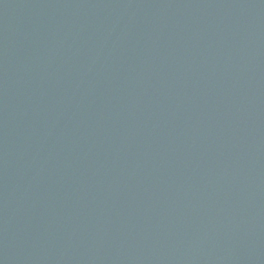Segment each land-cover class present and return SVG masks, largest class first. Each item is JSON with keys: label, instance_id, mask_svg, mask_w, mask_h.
<instances>
[{"label": "water", "instance_id": "obj_1", "mask_svg": "<svg viewBox=\"0 0 264 264\" xmlns=\"http://www.w3.org/2000/svg\"><path fill=\"white\" fill-rule=\"evenodd\" d=\"M0 264H264V0H0Z\"/></svg>", "mask_w": 264, "mask_h": 264}]
</instances>
